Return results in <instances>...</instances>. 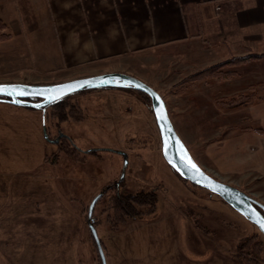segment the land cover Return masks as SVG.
Masks as SVG:
<instances>
[{
  "label": "rangeland",
  "instance_id": "obj_1",
  "mask_svg": "<svg viewBox=\"0 0 264 264\" xmlns=\"http://www.w3.org/2000/svg\"><path fill=\"white\" fill-rule=\"evenodd\" d=\"M7 1L0 0V83L57 84L91 76L85 68L38 69L37 57L23 43L31 41L35 28L42 39L53 34L52 8L50 24L46 12L36 18L22 7L24 1L35 0ZM223 44L214 48L224 55L217 63L198 65L190 56L181 62L178 50H156L120 69L152 85L176 110V131L199 165L264 204L262 162L234 159L233 149H247L252 135H238L230 143L226 134L235 119L240 128L260 124L247 121L244 109L236 118L218 115L233 100L243 107L264 98L258 93L227 94L230 86H244L237 79L240 72L253 75L259 69L246 67L253 60L236 61L250 56L244 47ZM138 96L122 88L73 94L66 104L75 117L68 121H61L55 109H46V114L0 102V264H101L88 209L96 196L115 185L125 195L155 191L158 200L154 213L130 218L117 231L109 223L115 192L99 200L94 218L107 264H221L224 251L232 258L236 250L239 258L253 255L264 264V235L219 196L186 182L167 163L152 108ZM195 105L206 107L203 115L175 119L178 110ZM71 148L80 151L74 154ZM250 166L257 169L248 170L252 176L243 172ZM251 236L256 239L250 241Z\"/></svg>",
  "mask_w": 264,
  "mask_h": 264
},
{
  "label": "crops",
  "instance_id": "obj_2",
  "mask_svg": "<svg viewBox=\"0 0 264 264\" xmlns=\"http://www.w3.org/2000/svg\"><path fill=\"white\" fill-rule=\"evenodd\" d=\"M50 6L55 18L53 34L42 39L35 28L36 31L31 32V41L23 43L29 46L30 54L37 57L35 64L38 69L44 66L48 69L68 66L85 68V72L89 71L91 76L117 71L130 75V71L120 69L124 67L122 64H131L135 59L140 60L156 50L164 54L178 50L181 62L190 56L199 60L198 65L203 62L217 63L224 55L214 48L226 42L235 47H244L249 54L262 55L246 65H256L259 69L257 73L246 75L247 71L240 72L237 79L244 86L238 87V90L236 85L230 86L227 94H264V0H35L22 3V7L28 8V14L33 17L35 15L37 18L39 14L45 17L46 12L48 22L53 24L48 11ZM33 20L30 22H34L35 27ZM190 50L198 54H192ZM244 76L246 81H250L248 85L242 80ZM252 79H257L260 85L253 86ZM231 80L232 84L235 80ZM224 105L226 111L223 115L218 114L220 118H236V112L244 109L248 114L247 121L254 120L260 124L254 128H240L235 119L229 123L226 134L230 143L236 142L238 135H252L247 149H233L234 159L247 163L260 160L263 167L259 174L264 176V125H261L264 122V98L243 107L237 106L234 100ZM205 108L195 105L180 109L175 113V119L179 122L193 116L196 119L204 114ZM168 109L176 127L172 117L176 110L172 111L169 106ZM245 170L244 174L252 176L255 173L248 170L257 169L250 166ZM261 186L264 193V184L261 183ZM236 251L232 258L224 251L220 257L221 264L229 259H232V264H242Z\"/></svg>",
  "mask_w": 264,
  "mask_h": 264
},
{
  "label": "water",
  "instance_id": "obj_3",
  "mask_svg": "<svg viewBox=\"0 0 264 264\" xmlns=\"http://www.w3.org/2000/svg\"><path fill=\"white\" fill-rule=\"evenodd\" d=\"M0 86H5L8 89L0 92V102L44 112L51 104L62 98L92 90L134 89L148 95L160 132L163 156L167 163L183 180L219 196L264 235V228L261 227V223H264V204L240 188L217 179L197 163L186 143L176 131L163 96L143 80L122 72H110L57 84L0 83ZM11 87L21 88L29 94L10 93ZM46 138L49 139L48 136ZM192 165H195V169ZM109 190L110 188L96 196L88 211V224L98 249L101 264H107V259L95 225L94 211L99 200Z\"/></svg>",
  "mask_w": 264,
  "mask_h": 264
},
{
  "label": "trees",
  "instance_id": "obj_4",
  "mask_svg": "<svg viewBox=\"0 0 264 264\" xmlns=\"http://www.w3.org/2000/svg\"><path fill=\"white\" fill-rule=\"evenodd\" d=\"M259 57H262V55L250 54V56L248 58L247 57H243L240 59L238 58V59H236V61L244 63V62L254 60L255 58H259ZM206 71H207V69L202 70V72L198 73L197 75L195 74L191 77H192V79L199 78L200 76L204 75ZM133 91L135 93H137L139 96L143 97L145 99V101H147L151 106V99L149 98L148 95L141 93L139 91H136L134 89H133ZM66 100H67V97L62 98V99L56 101L55 103L51 104L48 107V108H51L52 110L55 109L56 111L59 112V119L61 121H68L69 119H71V117H75V114H72V112L69 114V110H67L68 105L66 104ZM243 104H245V103L242 102V103H239L238 105H243ZM74 106L77 110L76 104H74V105L72 104V109L74 108ZM46 114H47V110H46ZM169 115H170V112H169ZM170 117H171V115H170ZM171 120H172V118H171ZM75 150L80 151L77 148H75L73 150V153ZM157 200H158L157 193L155 191H148V192L142 191V192H139L136 194H127V195L117 192V193H115V195L113 197H111L112 213L109 216V218H110L109 223L111 222L113 229L115 231H117V229H120L121 226L126 224L128 219H130V218L142 216L145 214L154 213L157 209ZM88 211H89V209H88ZM96 224H97V222H95V225ZM252 239H256V238L254 236H251L250 241ZM255 244H257V242H255ZM246 245H249V244L247 243ZM241 261H242V264H248V263H250V264H262V262L259 258H254L253 255L250 256L247 254H244L241 257Z\"/></svg>",
  "mask_w": 264,
  "mask_h": 264
},
{
  "label": "snow or ice",
  "instance_id": "obj_5",
  "mask_svg": "<svg viewBox=\"0 0 264 264\" xmlns=\"http://www.w3.org/2000/svg\"><path fill=\"white\" fill-rule=\"evenodd\" d=\"M6 90H8V89H6L5 86H0V92H4ZM10 93H17L19 95H27V94H29V93L25 92L23 89L16 88V87H11ZM192 167L195 169V165H192ZM197 171H198V169H197ZM261 227L264 228V223H261Z\"/></svg>",
  "mask_w": 264,
  "mask_h": 264
},
{
  "label": "flooded vegetation",
  "instance_id": "obj_6",
  "mask_svg": "<svg viewBox=\"0 0 264 264\" xmlns=\"http://www.w3.org/2000/svg\"><path fill=\"white\" fill-rule=\"evenodd\" d=\"M126 90V89H125ZM127 90H132L133 91V89H127ZM70 96H72V95H70ZM135 96H136V94H135ZM138 98H139V96H138ZM140 99V98H139ZM54 142V141H53ZM55 143L57 144V141H55ZM109 191H114L115 193H119V189H118V187L115 185V186H111L110 187V190ZM108 191V192H109Z\"/></svg>",
  "mask_w": 264,
  "mask_h": 264
},
{
  "label": "built area",
  "instance_id": "obj_7",
  "mask_svg": "<svg viewBox=\"0 0 264 264\" xmlns=\"http://www.w3.org/2000/svg\"><path fill=\"white\" fill-rule=\"evenodd\" d=\"M219 9V8H218Z\"/></svg>",
  "mask_w": 264,
  "mask_h": 264
}]
</instances>
